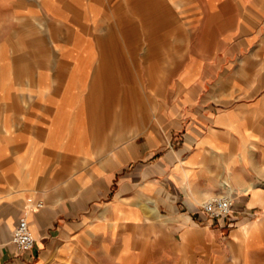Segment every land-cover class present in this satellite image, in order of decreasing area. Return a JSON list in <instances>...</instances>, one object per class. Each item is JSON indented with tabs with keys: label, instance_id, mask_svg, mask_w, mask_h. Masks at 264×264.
<instances>
[{
	"label": "crops",
	"instance_id": "1",
	"mask_svg": "<svg viewBox=\"0 0 264 264\" xmlns=\"http://www.w3.org/2000/svg\"><path fill=\"white\" fill-rule=\"evenodd\" d=\"M173 2L220 25L215 43L164 58L156 111L111 128L83 90L100 82L67 79L71 53L32 48L28 69L0 47V264H264V0ZM220 194L232 212L211 219ZM24 214L36 245L19 254Z\"/></svg>",
	"mask_w": 264,
	"mask_h": 264
},
{
	"label": "rangeland",
	"instance_id": "2",
	"mask_svg": "<svg viewBox=\"0 0 264 264\" xmlns=\"http://www.w3.org/2000/svg\"><path fill=\"white\" fill-rule=\"evenodd\" d=\"M36 1L0 0V47L28 69L35 57L32 48L71 53L67 79L77 85L98 80L102 87L83 90L102 96V104L94 106L106 116L120 117L105 120L106 128L126 123L121 116L128 110L136 117L150 106L155 112L154 101L163 97V59L174 63L178 49L215 43L213 35L219 33L220 25L186 22L182 17L189 19L192 9L177 8L173 0H47V6ZM201 36L208 38L200 40ZM41 53H46L40 56L45 64L54 65L61 58ZM8 74L11 78L9 70Z\"/></svg>",
	"mask_w": 264,
	"mask_h": 264
},
{
	"label": "built area",
	"instance_id": "3",
	"mask_svg": "<svg viewBox=\"0 0 264 264\" xmlns=\"http://www.w3.org/2000/svg\"><path fill=\"white\" fill-rule=\"evenodd\" d=\"M233 203V198L230 195L220 194L208 198L202 204V210L211 219H220L231 214ZM41 205V203L37 204L38 207ZM12 243L15 245L16 251L19 254L35 248L36 238L31 231L29 219L26 214L20 216L18 219V223L13 231Z\"/></svg>",
	"mask_w": 264,
	"mask_h": 264
},
{
	"label": "bare ground",
	"instance_id": "4",
	"mask_svg": "<svg viewBox=\"0 0 264 264\" xmlns=\"http://www.w3.org/2000/svg\"><path fill=\"white\" fill-rule=\"evenodd\" d=\"M33 233V232H32ZM34 235V234H33Z\"/></svg>",
	"mask_w": 264,
	"mask_h": 264
}]
</instances>
